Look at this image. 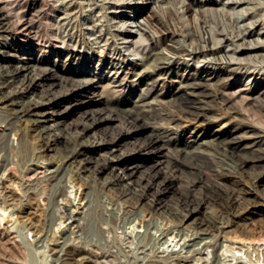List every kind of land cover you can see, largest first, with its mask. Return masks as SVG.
I'll use <instances>...</instances> for the list:
<instances>
[{
  "label": "bare ground",
  "instance_id": "bare-ground-1",
  "mask_svg": "<svg viewBox=\"0 0 264 264\" xmlns=\"http://www.w3.org/2000/svg\"><path fill=\"white\" fill-rule=\"evenodd\" d=\"M73 1L75 0L68 4V0H0V60L5 62L0 63V78L3 79L0 81V103L5 104V107H0V151H4L7 145L16 148L26 166L28 188L35 193L40 180L48 181L51 190L49 202L56 203L65 210H70L74 205L70 196L73 193L71 188L72 193H68L69 187H76L75 195L80 191L81 196L78 198L79 205H76L78 210L70 212L67 218L71 222L78 221L76 227L79 228L83 227L80 219L84 220V217L85 223L90 222L91 218L92 221L95 219L99 228L103 214L108 215V219L112 218L118 208L117 204H122L121 200L136 203L133 198L138 197L150 205L162 203L164 196L174 191L176 194L179 190L177 180L190 175L192 178L189 176L190 179L185 180L186 191H183L187 195L184 198L181 196L183 199L176 203L173 222L159 236L175 229L177 243H181L180 249L190 250L197 244L212 247V254L217 260L223 243L221 238H231L229 232L235 229L234 232L238 233L234 236L245 235L244 238L248 237L250 242L256 241L258 244L249 250L251 264H264V221H250L253 217L251 214L257 213L264 217V197L260 191V187H264V171L254 175L256 180L251 182L253 185L250 186L251 191L246 192L248 195L244 196L243 187L238 186L232 195L228 193L220 196L225 213L230 212L234 218L222 220L225 218L222 213L219 221L202 209L207 208L210 190L207 183L201 180L202 177H198L208 174L209 166L203 162V158L217 161L222 154L231 156L239 149L261 150L260 155L246 156L245 161H251L257 166L264 164V133L254 130V126L245 120L231 124L235 117L246 113L243 108L240 110L234 106L236 96H240L247 109L255 101L264 103V65H244V57H241L252 51H264V43L256 45L250 42L248 46L236 44L237 47L233 45L232 48L226 42L229 44L228 48L220 55L219 52L223 49L218 45L222 42L217 41L216 31L212 27L205 24V35L200 38L195 31L176 26L173 20L164 23L163 20L166 19L161 16L159 7L172 10L170 0H140L139 3L146 4L147 11L141 17H138L140 12L136 13L134 18L126 12L125 7L120 6L127 5L132 9L138 7L141 10L143 7L137 4L138 0H108L115 12V23L107 22L108 24L101 26L94 24L83 28L79 24L80 14L71 10ZM205 1L213 11V0ZM233 2L239 5L242 0ZM149 3L151 4L148 5ZM59 11L63 14L57 15ZM86 29L96 35L90 37L86 46L80 49L76 42L79 37L85 36ZM252 32L253 30L249 31L248 35ZM246 33L242 36L243 39H246ZM3 40H6L5 44ZM33 44L41 45L42 53L37 54L35 50L30 52ZM25 46H28L26 51L17 53ZM109 48L113 50L112 53H109ZM13 60L23 63H11ZM191 61L202 64L193 69L195 63L190 64ZM108 62L111 70L89 72L95 64L102 66ZM223 63L231 66L225 74L216 69ZM245 67L249 72L248 81L244 83L245 86L236 87L241 74L239 71ZM18 79L20 85L16 89L4 91L5 86L14 84ZM46 84L49 87H45ZM55 85L59 88L54 89ZM40 88L43 89V94L32 100H28L30 97L27 99L30 92L36 93ZM91 102H98L102 106L100 109L87 108ZM64 103H67V113L55 109ZM219 103L227 105L229 111H216L214 106ZM45 106L54 108L55 111L50 112L51 114L41 111ZM79 107H86L81 110V115L88 118L79 123L68 122L69 114ZM31 116L34 118H30ZM51 119L54 120L53 124L49 123ZM26 120L31 121V129L42 140V145L38 148L30 149L28 146L25 137L29 131L21 126ZM115 120L122 124L118 129L112 130L109 138L99 136L97 131L92 132L94 128L108 130ZM223 121L219 128L210 129ZM191 125H195L192 130ZM189 130L190 133L187 134ZM142 133V143L126 145L131 137ZM10 134H13L14 140L6 142ZM59 144L63 148L55 156L56 159L46 158L47 154L43 151H54ZM151 156L159 159V166L167 162L170 170L162 175L159 167L149 177L133 178ZM119 161L125 162L120 170L115 167V162ZM42 167H45L44 171L40 170ZM217 167L219 169L220 165ZM100 173L105 175L101 177ZM217 188L223 190L220 186ZM198 190L201 191L200 194H197ZM101 196H107L108 205H105ZM193 196L198 200L194 201L191 198ZM257 197L262 198L261 203L256 201ZM253 207H258V211L253 212ZM80 208L86 209L88 213L79 217ZM0 212L6 213L3 210ZM132 213L135 215L136 212ZM152 216L153 213L142 214L141 225L147 224L148 229ZM61 217L63 219L65 215ZM65 245L60 248L57 245L56 248L68 253H83L87 250L76 245ZM251 246L252 244L249 249ZM180 249H172L175 257L181 253ZM253 250L256 251L255 254ZM157 256L167 257L164 254ZM207 258L206 256L205 260Z\"/></svg>",
  "mask_w": 264,
  "mask_h": 264
},
{
  "label": "rangeland",
  "instance_id": "rangeland-1",
  "mask_svg": "<svg viewBox=\"0 0 264 264\" xmlns=\"http://www.w3.org/2000/svg\"><path fill=\"white\" fill-rule=\"evenodd\" d=\"M71 1L72 0H68V4H70ZM75 1L72 2L71 10L77 11L80 14V27L85 28L86 26L90 27L94 24L101 26L102 24L115 23V12L113 11V8L110 7L111 5L108 0ZM131 1L132 0H128L126 2ZM139 1L140 0H138L137 4L143 7V9L141 10H138V7L132 9L127 5H121L120 8L125 7L127 10L126 12L128 14H131L133 18L136 16V13L140 12V16L138 17H141V15L143 16V14L147 11V6L144 3H139ZM170 2V4L173 6V9L170 11L167 10L166 7H159L161 16L163 17V19H166L163 20L164 23L167 24L169 20H173L176 26L183 29L185 28L189 31H195L197 35L200 36V38H203L201 36L205 35V24L209 27H212L213 30L216 31L217 41L219 40L218 42H222L220 43V45H218L222 46L223 49H221L222 51L219 52L220 55L224 53L229 44L230 47H232L233 45L237 47V45L248 46L250 42L256 45L264 43V0H242V3L239 5H235L233 0H213V11L211 10V6L210 8L205 4V0H170ZM150 4L151 3H149L148 5ZM191 4L193 6H191ZM166 5L167 4H165V6ZM62 14V11L57 12V15ZM252 23L255 24L253 25ZM251 30H253L252 34L248 35L249 31ZM260 31L262 33H260ZM244 32H247L246 39L242 38V36H245ZM95 35L96 34H93L90 29H86L85 36H83V38L79 37L77 39V46L80 47V49H83L86 46V43L90 41V37H94ZM226 42L229 44H226ZM5 43L6 40H3V44ZM234 46L232 48H234ZM27 47L28 46H25L23 49H21V51L17 53L26 51ZM41 49H43L41 45L33 44L31 49L27 50H29L30 52L35 50V52L38 54L42 53ZM108 51L109 53L113 52V50L110 48ZM96 52L99 51L97 50ZM249 53L250 54L247 53L248 55H241V57H244V65H264V51H252ZM0 63L5 64V62H2L1 60ZM11 63L22 64L23 62L13 60ZM192 63H195V65H193V69H196L198 65L202 64V62L199 61H191L190 64ZM212 66L213 65H210V67ZM230 67L231 66H229L228 64L226 65V63H223L217 66L216 69L221 70L220 73L225 74L228 72ZM104 70H111V65L109 64V62L102 66H98L95 64V66L89 69V72H100ZM258 70L259 68L257 69V72ZM239 72L241 74L236 81V87L241 85L245 86L249 78V72L246 71V67ZM2 80L3 79L0 78V81ZM19 85L20 79L16 80L14 84L12 83L11 85L9 84L5 86L4 91L7 92L13 90L14 88L16 89V87ZM45 87H49V85L46 84ZM57 87L59 88L58 85H55L54 89H56ZM41 90L43 89L40 88L36 93L30 92L27 99L29 97L30 98L28 100L38 98L39 94L44 93ZM89 95H93V93H89ZM74 100L75 97L72 98V101ZM233 103L234 106L239 108L240 110L243 108V111H245L246 113L241 114V116L235 117L232 120L231 124H235L236 122L245 120L249 125L254 126V130L264 133L263 102L262 104L260 101H255L251 104V106H248L250 109H247L245 106L246 104H243V100H240V96H236L233 100ZM2 106L5 107V104L0 103V107ZM66 106L67 103H64L63 105L58 106L55 109H57V111L59 110L67 113L68 110ZM101 106L102 105L98 102H91L86 107L100 109ZM86 107H79L77 110H73V112H71L67 117L68 122L79 123L82 120H86L88 117L81 115V110ZM55 109L45 106L41 109V111H46L47 113L51 114L50 112L55 111ZM214 109L220 113H226L229 111L227 105L220 103L217 105L215 104ZM229 115L230 114H228V116ZM49 116L52 117L51 115ZM30 118H34V116H31ZM167 118L169 119L170 117ZM158 120L165 121L166 119ZM49 123L53 124L54 120H49ZM223 123L224 121L216 123L215 125L211 126L210 129L213 130L219 128ZM121 124L122 123L119 120H115V122H113L108 130H96V128H94L92 132L97 131V134L99 136H106L107 138H109L112 135V130L118 129ZM31 125L32 123L30 120H26L21 124L24 130L29 131L27 137H25V139H27L29 148H38L42 145V140L36 134V131L31 129ZM193 128H195V125H191L190 130H192ZM190 130L187 131V134L190 133ZM197 133H199V131ZM143 136V133L134 135V137H131L126 145L132 146V144L142 143L144 140ZM9 137L10 138H8L6 142L8 140H14L13 134H10ZM15 141L17 142L16 138ZM61 148H63V145L59 144L58 149L54 151L45 149L43 152L44 154H47L46 158L55 160V156L57 157L59 155V150H61ZM239 150H237V152L231 156L230 154H222L220 156L221 158L219 159L220 161L218 159L217 161H213L209 158L202 159L203 162L207 164V166H209L208 174H201V176L199 175L198 177H202L201 180L204 183H207V187L210 190L208 197L209 203H206L207 208L205 209V207H203L202 209L217 218L218 221L221 220L222 213L225 215V218H223L222 220L234 218L233 214H231L230 212H226L227 214L225 213V206L220 200V196H222V194L226 196V194L228 193L232 195L233 192H236V188L239 187H243L242 190L244 192V196L248 195L249 193L247 194L246 192L251 191L250 188L253 185L252 183H254L256 174L264 171V164H258L257 166V164L253 165L251 161H245L246 156L257 157L261 154V150ZM17 153V149L12 146L9 147V145L6 146V149L4 151H0V210L6 212L5 214H1L0 212V215L4 216H0V264H213V262H215L214 264H222L223 262H227L229 264H251V261L249 260L250 257L248 255L249 250L251 251L253 245L257 246L258 244L255 243L256 241L250 242V239L248 237L244 238L245 235H242L243 237L241 235L234 236L238 233H235V229H232L229 232L231 238L233 237L232 239L226 236H224L225 238L222 237L223 239L221 238V242L223 243H221L222 247L219 251L220 257L217 260L215 259L214 254H212V247H201V245L197 244L198 246L195 245L190 250L187 248H185L186 250L183 248L180 249L181 243H177L178 238L175 237V229L173 232L159 236L160 232L164 231V228L169 227L170 223L173 222V212H175V206H177L176 203L187 195L183 191L185 190L187 185V182L185 180H188L190 175H188V177L187 175H185V177L182 176L181 179L177 180L179 190L176 192V194L174 191V193L164 196L162 203H154L152 204V206L150 205V203H145L143 198L140 200L138 199V197L133 198V201L136 203H127L128 201L121 200L122 204H117L118 208L112 218L108 219V215L105 216V214H103L104 217H102L103 219H101L102 222L100 220V224L98 226L100 229L102 228L100 231V229L97 228L95 219L92 221L91 218L90 222L85 223V217L84 220L81 218L82 220L80 219V223L83 227L79 228L78 226L76 227L78 221H76V223L71 222V220L67 218L70 216V212H77L76 210H78L76 209V205H79L77 204L79 202L78 198H80L81 196L80 191H78L77 196L75 195L76 187H69L68 193L72 190V195H70V193L69 195L74 201V205L70 207V210H65V208H61V206H59L58 204L49 202L51 190L50 186L48 185V181L40 180L38 182V188L36 190L37 192L35 191V193H33L31 189L28 188L29 186H27L28 182H26V179L28 174L25 171V163L21 161L20 156ZM158 160L159 159H157L155 156H151V158L145 162L140 171L136 172L133 178L143 179V176L149 177L150 173L151 175H153L159 167H161L162 175L165 171L170 170V165L167 164V162H164L159 166V164H157ZM123 164H125V162H115V167L120 170V167ZM242 164L245 165L243 166ZM217 165H220L219 169H217ZM214 169L217 170L215 171ZM40 170L44 171L45 167L40 168ZM40 175H42V173H40ZM104 175L105 174L103 173L99 174V176L101 177H103ZM190 178L192 177L190 176ZM126 181L130 180L126 179ZM23 182L24 184L22 185ZM218 186L222 187L223 190H219L217 188ZM181 191L183 192V194ZM260 191L262 192L261 194L264 197V187H260ZM154 192L155 191L153 190V194ZM199 192L201 191L198 190L197 194H200ZM217 192L218 195L216 194ZM149 196L152 198L151 195ZM181 196H183V198H181ZM194 197L195 196L191 198H193L194 201H197L198 198ZM216 197L219 198L216 199ZM135 198L137 199L135 200ZM101 199L105 201V205L109 204V199H107V196H101ZM256 201L261 203L262 198L257 197ZM126 205H131L132 207H127ZM257 208L258 207H253L251 208V210L253 212H257ZM132 209L134 210L132 211ZM79 210V217H82V215L88 213V211H85L86 209L80 208ZM131 211L136 212L135 215ZM147 213H153V216L149 222L148 229L146 228L147 224L142 226L140 221L142 219V214ZM64 215L65 218L62 219L61 216ZM251 215L253 216V220L249 219L251 222H261V220L264 221V217L262 215H259L257 213ZM88 217L90 218V215ZM147 217H150V215H148ZM15 223L16 225H14ZM187 224L188 222L185 223V225ZM188 226L190 227L192 225ZM139 229H141L142 231L139 232ZM183 234V236H186L185 233ZM67 243L70 244L71 247L73 245H76V247H83L88 251L86 250V252L83 253H80L78 251H75V253L74 251L68 253L64 251V253L57 250L61 245L69 246ZM250 243L252 244V246L249 249V246L251 245ZM57 245H59L58 248H56ZM262 246L264 247V244ZM172 249H180L181 253L175 257V252H172ZM254 252L256 251L253 250V253ZM158 254H164L165 256L167 255V257L160 258L159 256H157ZM206 256L208 257L207 260H205ZM240 257H246L244 258L245 261ZM213 258L214 260H212ZM203 260H205V262Z\"/></svg>",
  "mask_w": 264,
  "mask_h": 264
}]
</instances>
